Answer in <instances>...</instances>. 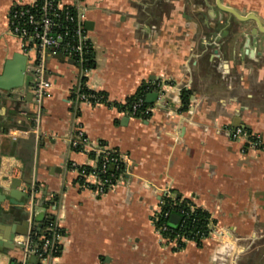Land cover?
I'll use <instances>...</instances> for the list:
<instances>
[{"label":"crops","instance_id":"1","mask_svg":"<svg viewBox=\"0 0 264 264\" xmlns=\"http://www.w3.org/2000/svg\"><path fill=\"white\" fill-rule=\"evenodd\" d=\"M59 1L82 13L92 67L82 75L74 59L48 57L52 88L35 124L27 71L35 52L9 32L14 0H0V78L11 86L0 90V194L11 178L25 195L36 189L34 223L36 210L59 230L47 264H264V34L251 35L254 22L220 11L215 0ZM221 3L264 27V0ZM82 79L106 102H76ZM145 86L146 119L116 107ZM78 127L90 147L105 143L126 159L102 195L78 182L76 168L96 163L90 147L70 146ZM237 127L260 136V147L232 139ZM166 189L215 221L201 246L176 251L157 232L154 214ZM26 201L0 197V244L14 223L24 231L16 237L28 233L26 218L10 215L15 206L26 213ZM21 260L17 247L0 251V264Z\"/></svg>","mask_w":264,"mask_h":264},{"label":"built area","instance_id":"2","mask_svg":"<svg viewBox=\"0 0 264 264\" xmlns=\"http://www.w3.org/2000/svg\"><path fill=\"white\" fill-rule=\"evenodd\" d=\"M8 28L10 34L20 40L21 47L26 53L35 52V58L30 61L27 71L32 76V95L37 108V116L34 119V123L37 124L42 102L52 88L51 81L47 77V58L54 55H63L75 60L76 64L80 67L82 75L86 74L89 70L86 65V56L91 50V44L84 28L83 15L75 7L64 5L59 0H14L8 15ZM156 86L160 89L164 88L165 85L157 82ZM74 95L76 102H84L90 105L102 103L96 101L94 95L82 92V85L76 89ZM144 103H146L144 98L142 96L138 97L130 105L129 115L136 117L137 111ZM150 112L149 107L145 108L141 112L140 118H147ZM229 132L232 139L246 142L251 147L258 148L261 145L260 136L252 135L241 127L231 129ZM70 146L76 151L90 147L79 127L76 128L72 135ZM90 149L100 158L101 177L99 178L93 172L86 174L83 170L77 168L76 170L81 180V186L88 187L92 184L94 185L95 193L102 195L111 189L120 179L119 176L117 181L112 183L113 174H110L111 179L110 177L106 178L107 166L112 164L118 167L120 161L123 167H126V159L107 147L105 143H97L90 147ZM36 193L35 188H31L27 192L25 209L27 213L26 222L29 225L28 233L14 239L15 246L22 252V260L18 264H28L31 256L36 258L37 264H47L49 259L57 252L59 230L54 220H49L46 228L49 235L42 238L40 247H34L32 243L31 236L37 232V225L33 221V211L31 208ZM170 195L171 193L168 189L163 192L157 211L154 214V224L157 232L164 240L176 247L179 239L185 244L191 241L181 237L179 239L177 237L169 239L163 235L164 233H172L167 225L164 223L157 225L159 218H163L166 221L170 217V210H163L162 208L165 205L164 198ZM178 213L183 214L184 211L181 210Z\"/></svg>","mask_w":264,"mask_h":264},{"label":"trees","instance_id":"3","mask_svg":"<svg viewBox=\"0 0 264 264\" xmlns=\"http://www.w3.org/2000/svg\"><path fill=\"white\" fill-rule=\"evenodd\" d=\"M86 65L90 69L92 67V51L90 50L87 53L86 56ZM82 85V92L86 94H92L95 97L96 101L105 103L106 102V96L103 93L98 92H92L88 90L84 85V79L81 81ZM148 86L143 87L140 89V91L134 96L129 98L124 105H118L116 104V107L118 109H125L128 113L130 112V105L140 96L144 98L145 101V95L148 91L151 90V88H147ZM147 88V89H146ZM158 88V87H157ZM75 98V95H73ZM182 98V104L184 107L188 104V93L185 91H182L181 93ZM149 107L147 103H144L141 108L136 113V118L141 117V112ZM146 119V118H144ZM118 156V154H116ZM90 157L93 159H96V163L94 167H78L77 169L83 170L86 174H89L91 172L95 173L99 178L100 175V168H101V161L100 158L95 154L91 153ZM119 157V156H118ZM116 165H108L107 166V174L106 178L110 177V174H113L114 177H110L112 180V183H115L117 181V178L119 176H122L124 173L125 168L123 167L122 163L119 161L118 167ZM117 168V169H116ZM78 182L81 183V180L78 179ZM165 205L162 207L164 209L170 210L172 213H177L180 216V220L177 223V225L171 226L168 221H164L163 218H159L157 225L160 224H166L167 227L172 231V233H164L163 235L169 239H172L174 237H177L178 239L184 238L188 241L194 242L197 246H201L202 240L207 239L211 233L213 232V228L215 226V221L211 218L210 214L200 208L196 207L190 200L188 199H182L181 197L175 195V193L172 192V194L169 197L164 198ZM183 210L184 213L180 214L178 211ZM170 214V216H171ZM10 215H12L13 218L17 219L18 221L24 220L26 218V213L24 210L21 209H12L10 211ZM170 218V217H169ZM49 224V221L43 222L41 229L37 231L33 236H31L32 243L34 247H40L42 244V238L48 237V232L46 231L47 225ZM185 243L182 241H178V245L174 247L176 251L182 250L185 247ZM54 255H57V252L54 253Z\"/></svg>","mask_w":264,"mask_h":264},{"label":"water","instance_id":"4","mask_svg":"<svg viewBox=\"0 0 264 264\" xmlns=\"http://www.w3.org/2000/svg\"><path fill=\"white\" fill-rule=\"evenodd\" d=\"M215 4L216 7L220 10L223 11L225 13H228L230 15H232L234 18H236L238 21L241 22H248V21H252L255 24V29L251 32V35H256V33H262L264 34V27L262 26L260 20L253 14H247V15H240L236 10H234L231 7H227L222 5L221 0H215ZM12 62H7L5 65V74L8 72L9 66H12ZM0 90L3 91H10L11 90V86H8L6 84L5 79L0 78ZM158 93L157 92H153L152 94L149 95V98H153V100L155 98H157ZM148 98V97H147ZM147 104L152 103L149 100L145 101ZM21 184V180L20 179H15V178H11L8 182V186L6 188L3 189V193L0 194L1 200H5L6 198H11V200H17L20 197H24L25 199L27 198V195H25L23 193V189H21L20 191L18 190V187ZM14 209H20V207L15 206ZM34 220L37 222V229L36 231H39L41 229L42 226V222L44 220V213L43 212H36V210L34 211ZM180 220V216L177 213H172L168 223L171 226H176L177 223ZM23 226H25V223L23 224ZM8 229L6 231H9L10 234L8 235V237H5V243H1L0 244V251L2 250H12L13 248H15V243H14V239L17 235L22 234L24 231H21L22 227H20V225H18L17 223H14L12 225H10L9 227H7ZM28 264H37V260L34 256H31L29 258Z\"/></svg>","mask_w":264,"mask_h":264}]
</instances>
